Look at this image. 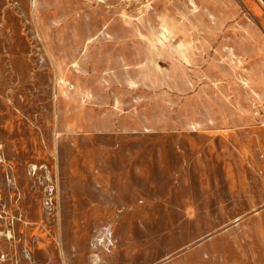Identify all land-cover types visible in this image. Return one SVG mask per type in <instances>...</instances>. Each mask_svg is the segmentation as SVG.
Segmentation results:
<instances>
[{
	"label": "rangeland",
	"instance_id": "374dc122",
	"mask_svg": "<svg viewBox=\"0 0 264 264\" xmlns=\"http://www.w3.org/2000/svg\"><path fill=\"white\" fill-rule=\"evenodd\" d=\"M249 8L0 0V264H264Z\"/></svg>",
	"mask_w": 264,
	"mask_h": 264
},
{
	"label": "crops",
	"instance_id": "0c3cea01",
	"mask_svg": "<svg viewBox=\"0 0 264 264\" xmlns=\"http://www.w3.org/2000/svg\"><path fill=\"white\" fill-rule=\"evenodd\" d=\"M254 3L257 5L258 8H261L263 9L264 11V0H254ZM250 9V21H247L245 22V24H238V25H233L235 28H240V29H237V30H243L244 32L245 31H248L249 34H247L245 37H248L246 40L249 41H257V45L255 44V47L256 46H261V45H264V21H256L257 20V16L255 14V12L251 9ZM256 19H252L253 17ZM245 37H243L242 39L245 40ZM236 38L237 39H241L239 38L238 35H236ZM244 42V41H243ZM175 141H170V142H167L169 144H172L174 143ZM167 144H164V146H166ZM164 146H162V148H165ZM132 151V150H131ZM179 152V151H178ZM132 153V152H131ZM181 155L183 153L179 152ZM132 157H137V153L135 152V154H131ZM185 157V156H184ZM186 160V159H184Z\"/></svg>",
	"mask_w": 264,
	"mask_h": 264
}]
</instances>
